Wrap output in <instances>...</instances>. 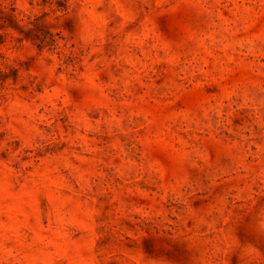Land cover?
I'll return each instance as SVG.
<instances>
[{
  "label": "rangeland",
  "instance_id": "rangeland-1",
  "mask_svg": "<svg viewBox=\"0 0 264 264\" xmlns=\"http://www.w3.org/2000/svg\"><path fill=\"white\" fill-rule=\"evenodd\" d=\"M0 264H264V0H0Z\"/></svg>",
  "mask_w": 264,
  "mask_h": 264
}]
</instances>
